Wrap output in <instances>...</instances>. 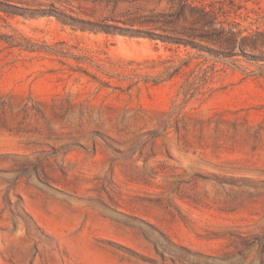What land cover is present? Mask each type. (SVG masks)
<instances>
[{
    "label": "rangeland",
    "instance_id": "rangeland-1",
    "mask_svg": "<svg viewBox=\"0 0 264 264\" xmlns=\"http://www.w3.org/2000/svg\"><path fill=\"white\" fill-rule=\"evenodd\" d=\"M0 264H264V0H0Z\"/></svg>",
    "mask_w": 264,
    "mask_h": 264
}]
</instances>
